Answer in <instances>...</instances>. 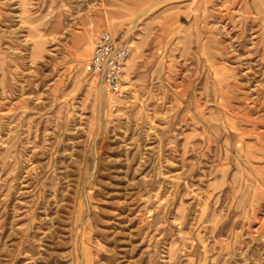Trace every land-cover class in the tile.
I'll return each mask as SVG.
<instances>
[{"label": "rangeland", "instance_id": "obj_1", "mask_svg": "<svg viewBox=\"0 0 264 264\" xmlns=\"http://www.w3.org/2000/svg\"><path fill=\"white\" fill-rule=\"evenodd\" d=\"M0 264H264V0H0Z\"/></svg>", "mask_w": 264, "mask_h": 264}, {"label": "built area", "instance_id": "obj_2", "mask_svg": "<svg viewBox=\"0 0 264 264\" xmlns=\"http://www.w3.org/2000/svg\"><path fill=\"white\" fill-rule=\"evenodd\" d=\"M87 71L101 83L104 92L116 103L127 83V64L133 45L104 30L94 37Z\"/></svg>", "mask_w": 264, "mask_h": 264}, {"label": "bare ground", "instance_id": "obj_3", "mask_svg": "<svg viewBox=\"0 0 264 264\" xmlns=\"http://www.w3.org/2000/svg\"><path fill=\"white\" fill-rule=\"evenodd\" d=\"M87 41V38L83 35L81 38H80V40H79V49L82 51V52H84L85 51V49H86V47H85V42ZM92 50H93V48H92ZM86 53H88V52H86ZM85 54V53H84ZM134 60V57L132 58V57H130V59H129V61H128V64H127V69H128V66L129 65H131L132 63V61ZM130 63V64H129Z\"/></svg>", "mask_w": 264, "mask_h": 264}]
</instances>
